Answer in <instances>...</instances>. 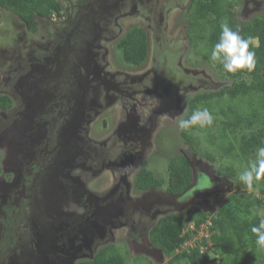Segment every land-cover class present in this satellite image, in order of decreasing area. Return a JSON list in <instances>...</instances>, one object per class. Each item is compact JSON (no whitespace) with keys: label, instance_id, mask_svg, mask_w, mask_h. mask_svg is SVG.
<instances>
[{"label":"flooded vegetation","instance_id":"flooded-vegetation-1","mask_svg":"<svg viewBox=\"0 0 264 264\" xmlns=\"http://www.w3.org/2000/svg\"><path fill=\"white\" fill-rule=\"evenodd\" d=\"M58 1L59 14L38 18L36 29L7 11L11 23L0 33V147L7 149L0 157V264H87L111 246L123 256L118 241L129 242L134 255L156 257L149 232L161 216L178 211L165 197L183 191L167 188L173 156L159 172L142 163L150 162L152 137L161 129L154 113L173 100L169 82L193 77L182 65L184 52L203 56L190 21L204 0ZM239 5L260 11L252 21L264 18V0H225L222 11L232 19ZM215 16L208 11L204 19ZM134 28L147 40L138 64L123 59L117 46ZM148 145L153 151L146 153ZM185 156L202 187L207 173L216 179L199 204L211 211L233 183L194 153ZM141 171L159 186L137 189ZM120 229L121 239L113 234Z\"/></svg>","mask_w":264,"mask_h":264},{"label":"trees","instance_id":"trees-1","mask_svg":"<svg viewBox=\"0 0 264 264\" xmlns=\"http://www.w3.org/2000/svg\"><path fill=\"white\" fill-rule=\"evenodd\" d=\"M224 7L225 0H204L198 3L195 17L190 21L191 30L195 32L193 40L202 43L199 51L211 61V51L221 35L220 25L226 21L233 30L239 29L243 37L254 38V45L250 46V50L256 53V67L252 72L245 69L228 73L222 65L211 61L214 68L231 79V83L219 90L194 95L189 101L185 119L194 111L204 108L214 115H221L220 123L213 119L210 126L201 128L208 135L207 142L221 156L249 163L252 154L255 152L256 155L257 149L264 147V126L249 135L240 136L236 135V129H250L259 120L264 125V18L239 25L231 19V14L224 15ZM0 9L20 17L30 29H36L38 18H50L53 13L59 14L61 7L58 0H0ZM208 11L215 12L214 20L204 19ZM117 46L123 59L135 64L143 61L147 54L146 36L140 28L131 29ZM245 76L251 78L250 82L245 80ZM245 107L247 109L242 111ZM215 125L217 127L213 132L212 127ZM181 136L185 143H195V138L187 131L181 130ZM201 156L204 159L196 158L195 161L212 163L215 155L202 153ZM168 170L169 192L181 193L192 182V167L185 155H174L169 160ZM225 170L228 177H234L235 170L232 166ZM217 172L221 174L219 170ZM159 184L160 181L155 180L150 172L141 171L138 175L137 189L144 190ZM258 194L259 196L246 190L230 193L214 213L198 205H191L181 212L161 216L149 232L153 251L157 250V256L170 257L169 264H211L213 259L207 255L210 250L221 256L220 264H264V248L256 244L257 237L251 231V227L258 224L260 217L264 216V178L261 179ZM257 209L263 215L256 212ZM188 242L193 243L186 245ZM112 248H108L110 251L107 255H103L102 251L93 262L87 264H127L124 257ZM157 256L150 258L156 259ZM153 263L151 260L150 264Z\"/></svg>","mask_w":264,"mask_h":264},{"label":"rangeland","instance_id":"rangeland-1","mask_svg":"<svg viewBox=\"0 0 264 264\" xmlns=\"http://www.w3.org/2000/svg\"><path fill=\"white\" fill-rule=\"evenodd\" d=\"M235 12L236 10L234 11V13ZM236 15L237 17L236 16L232 17V20H234L235 18L234 21H236V23H238L239 25H247L251 23L252 19L255 16H261L262 14L260 13L258 9L247 10L246 8H242V6L239 5L237 7ZM133 21H134L133 19H130L125 27L128 28ZM9 23H11V19L8 16L7 11L0 9V33L1 34H2V29H5L7 24ZM168 34L169 35L173 34L172 30H170ZM171 36L174 37L173 35ZM167 38H169V36L165 37L166 40ZM184 53L185 55L182 61V65L187 68V74L189 73L188 75H190V72L193 71L191 74L193 75V77L191 80H189V78L186 79L183 74H180L178 75V78L175 79V81L169 82L170 84H172L169 87V92L172 93L174 97H173L172 102L168 104L169 109L167 110L172 111V113H169L167 110L165 111L161 110L157 112L155 111L154 115L156 116L153 117V119H155V122L156 120L159 122L161 129L158 130L159 135L157 139L154 138L155 135L152 137V140L154 141V143H156L155 145L156 149L153 151L151 145H148L147 148L144 149L146 153L148 151L150 152L153 151V152L151 155H149L150 162L148 163L143 162L142 166L144 165L147 168H151V166H153L152 169H157V171L155 170L156 172L163 171L164 170L163 166L167 163L169 156H174L181 149L184 151L185 155H190L191 153H194L195 158H199V159H204V157L201 156L202 153L214 154L215 155L214 161H212V163L210 162L213 169L215 171L219 170L221 175H225L226 179L233 183L232 187L230 188L228 192L226 191V193L218 195L216 200L213 202L211 213H214L217 209V205L220 204V202H223L224 200L228 199L230 193H239L242 190H246L248 192H251L252 194L259 196L258 188L261 184V180L259 181L254 180L253 185L250 188L247 187L243 182H241L239 179V175L248 167L249 163L240 162L239 159H235V158L228 157V156H221L220 154H218L215 148L212 145H209V143L207 142L208 135L201 130V127L199 125L193 126V128L187 130V133L191 137L195 138L194 139L195 143L186 144L184 142V139L181 136V130L178 127V122L180 119H185L186 113L189 108L188 106H189L190 99L194 95H197L199 93H207V92H211L214 90H219L222 86L228 85L231 83V79L227 78L226 76H224V74L221 71H218L216 68H214L213 63L209 59H205L203 56L201 57V55H199L198 52L195 55H193V51L189 49L187 52H184ZM179 55H181V52ZM114 61H115L114 63L115 66H117L118 65L117 61L115 59ZM170 61L171 60H167V63H169ZM177 62L178 61L175 60L172 66L173 67L175 66L176 67L175 69H177L179 73L183 72L182 68L180 67V64H177ZM120 68H123V67H120ZM244 78L247 82H250L251 80V78L248 76H245ZM118 94L119 93L117 92L111 93V95H115L114 98L117 97L116 95ZM142 94H145V93H142ZM146 99H148V97H145L144 100ZM158 104H160L159 101H158ZM147 105L148 104L145 102V106ZM115 106L116 108L119 107V109H122L121 103L119 102L118 98L115 99ZM128 106L130 107V105ZM145 106L143 103V107H142L143 110L145 109ZM122 107L124 110L125 106L122 105ZM177 107L178 109L176 110ZM245 109L247 108L245 107L242 111H245ZM138 112L139 113L142 112L141 109ZM242 114L244 115V113ZM211 115L213 116V119L217 120V122L219 121L220 123V119H222L221 115L219 114L214 115L212 112H211ZM148 116H149V113H148ZM263 126L264 125L262 124V121L260 120L255 121L254 127L250 129L244 130V129L237 128L236 135L237 136H240L241 134L249 135L257 131L259 128H262ZM216 127L217 125L212 127L213 132H215L214 129H216ZM152 130H153V127L150 129V131ZM101 133H104V130ZM232 141L233 143H236L235 139H232ZM2 147H0V157L4 159L7 154L6 152L7 149L2 148ZM158 149H160V151H158ZM153 153L154 154L156 153L155 157ZM158 153H160V155H157ZM254 154H252L251 159H255ZM143 159H147V156L145 155ZM228 166H232L234 168L235 170L234 177H228L227 174L225 173L226 172L225 168ZM80 170H81V174H83L84 176L87 174V171H86L87 169L82 167V169ZM76 174L75 176H77ZM209 187H210L209 185L205 187H201L199 189V192H202L208 189ZM256 212L263 215L261 210L257 209ZM114 233L116 236L119 237V239H121L123 235V230L120 229L118 231L113 232V234ZM200 233H202V231ZM128 243H126L125 241H118L116 242V245H115V247L118 250H120L123 256L125 257L124 259L127 264H150L151 260L154 262L153 264H169L168 260L170 257H165L164 255L163 256L158 255L156 259H152L149 256L145 257V255H134ZM192 243L193 242H188V244L186 245H191ZM207 255L210 257V259L211 258L213 259V262L211 264H220L221 256L217 252H213L212 250H210L207 252ZM176 264H186V262L185 263L179 262Z\"/></svg>","mask_w":264,"mask_h":264},{"label":"clouds","instance_id":"clouds-1","mask_svg":"<svg viewBox=\"0 0 264 264\" xmlns=\"http://www.w3.org/2000/svg\"><path fill=\"white\" fill-rule=\"evenodd\" d=\"M220 27V39L211 51V61L222 65L223 69L228 73H235L238 70L245 69L248 72H252L256 67V53L250 50V46L254 45V38L243 37L240 34L239 29L233 30L229 27L226 21L222 22ZM212 123L213 116L207 108H204L203 110L198 109L194 111L193 114L187 119H180L178 122V127L182 131H187L196 125H199L201 128H203L205 126H210ZM203 164H205L207 168L209 167L213 169L211 163ZM262 178H264V147H259L256 151L255 159L249 161L248 167L242 173H240L239 179L250 188L252 187L254 180L259 181ZM213 182H207V185L210 186L209 188L214 187ZM251 231L257 237L256 244L259 247L264 248V216L260 217L258 224H255L251 227Z\"/></svg>","mask_w":264,"mask_h":264},{"label":"water","instance_id":"water-1","mask_svg":"<svg viewBox=\"0 0 264 264\" xmlns=\"http://www.w3.org/2000/svg\"><path fill=\"white\" fill-rule=\"evenodd\" d=\"M206 167L201 168L204 173H205L204 168ZM207 177H208L207 179L209 182H213V180H216L211 176V173H207ZM200 178L201 177L199 176V172L196 170L195 172H193V180L191 184L187 187V189H185L181 194L176 195L174 197L172 196L165 197V201H168L169 204L175 206V208L178 211L185 209L191 204H197V205L202 204L204 206V201L202 197L208 196L212 188H208V190L206 189L202 192H199V189H200L199 187H202V184H201L202 180L199 181ZM178 198L180 199L178 200Z\"/></svg>","mask_w":264,"mask_h":264}]
</instances>
